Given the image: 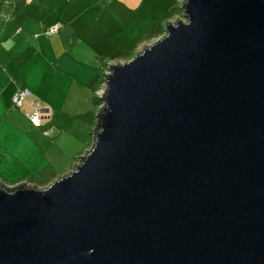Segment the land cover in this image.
I'll return each instance as SVG.
<instances>
[{
    "label": "water",
    "instance_id": "water-1",
    "mask_svg": "<svg viewBox=\"0 0 264 264\" xmlns=\"http://www.w3.org/2000/svg\"><path fill=\"white\" fill-rule=\"evenodd\" d=\"M182 10L110 63L69 173L0 181V264H264V0Z\"/></svg>",
    "mask_w": 264,
    "mask_h": 264
},
{
    "label": "crops",
    "instance_id": "crops-1",
    "mask_svg": "<svg viewBox=\"0 0 264 264\" xmlns=\"http://www.w3.org/2000/svg\"><path fill=\"white\" fill-rule=\"evenodd\" d=\"M62 3L0 0V181L7 186L47 173L58 171L56 178L70 172L71 156L81 151L82 93L88 97L100 72L93 80L95 69L85 61L91 55L82 51L78 32L68 29L70 19H65ZM56 24L58 31L48 34ZM17 87L31 91L19 108L12 104ZM34 101L49 114L41 127L26 116ZM58 113L74 121L72 142L64 137L68 123L56 120Z\"/></svg>",
    "mask_w": 264,
    "mask_h": 264
},
{
    "label": "rangeland",
    "instance_id": "rangeland-1",
    "mask_svg": "<svg viewBox=\"0 0 264 264\" xmlns=\"http://www.w3.org/2000/svg\"><path fill=\"white\" fill-rule=\"evenodd\" d=\"M184 2L185 0H63L64 17L70 19L68 29L72 33L78 32L82 39V51L91 55L85 61L95 69L93 80L100 72L97 88L105 82L104 73L110 72V63L131 60L146 45L159 40L166 33V25L170 21L183 18ZM95 87L91 91L88 89V97L83 96L85 92L82 93V153L75 152L76 155L71 156V160L74 159L71 170L79 157L93 146L99 104V98L94 93ZM62 117L58 113L56 120L63 125L68 123L64 137L72 142L74 121L68 122ZM68 149H73L71 143ZM57 173L58 171L43 174L21 183L44 188L64 175L55 178ZM67 173L69 172L65 174Z\"/></svg>",
    "mask_w": 264,
    "mask_h": 264
},
{
    "label": "built area",
    "instance_id": "built-area-1",
    "mask_svg": "<svg viewBox=\"0 0 264 264\" xmlns=\"http://www.w3.org/2000/svg\"><path fill=\"white\" fill-rule=\"evenodd\" d=\"M60 27V24H56L54 26H51L48 30L47 33L48 34H53L56 33L58 31ZM106 90V80L105 82L102 83V85L97 88L95 90V94L97 96V98H99L98 100L100 101L98 104V112H97V116L99 114V112L101 111L102 107L104 106V102L103 100H101V97L104 95ZM31 94V91L28 88L25 87H17L13 96H12V104L14 107H21L24 102L26 101L28 95ZM32 105V110L28 111V113L26 114L27 117L29 118V120L31 121V123L36 126V127H41L43 126V118H44V113H43V109L40 105L39 102L34 101L31 103ZM47 133L51 132V129H47L46 130Z\"/></svg>",
    "mask_w": 264,
    "mask_h": 264
},
{
    "label": "trees",
    "instance_id": "trees-1",
    "mask_svg": "<svg viewBox=\"0 0 264 264\" xmlns=\"http://www.w3.org/2000/svg\"><path fill=\"white\" fill-rule=\"evenodd\" d=\"M95 90H96V88L94 89V93H95ZM98 101H99V100H98ZM99 102H100V101H99ZM23 105H24V104H23ZM23 105H22V106H23ZM22 106H21V107H22ZM18 108H19V107H18ZM27 113H28V112H27ZM27 113H26V114H27ZM26 116H27V115H26ZM27 118H28V117H27ZM28 119H29V118H28ZM29 121H30V120H29ZM30 122H31V121H30ZM31 124H32V123H31ZM32 125H33V124H32Z\"/></svg>",
    "mask_w": 264,
    "mask_h": 264
},
{
    "label": "clouds",
    "instance_id": "clouds-1",
    "mask_svg": "<svg viewBox=\"0 0 264 264\" xmlns=\"http://www.w3.org/2000/svg\"><path fill=\"white\" fill-rule=\"evenodd\" d=\"M79 159H80V158H79ZM78 162H79V160L77 161V163H78ZM77 163H76V164H77ZM89 251L91 252V250H89Z\"/></svg>",
    "mask_w": 264,
    "mask_h": 264
}]
</instances>
